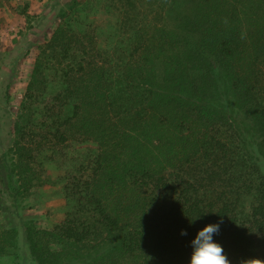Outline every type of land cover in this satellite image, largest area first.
Here are the masks:
<instances>
[{
	"label": "trees",
	"instance_id": "obj_1",
	"mask_svg": "<svg viewBox=\"0 0 264 264\" xmlns=\"http://www.w3.org/2000/svg\"><path fill=\"white\" fill-rule=\"evenodd\" d=\"M171 12L169 24L140 29L111 75L89 33L58 28L46 44L62 66L60 108L74 103L64 130L49 131L64 143L77 127L99 152L67 187L73 208L60 223L25 228L36 264H63L93 243L106 249L94 264H190L191 242L209 224L220 225L213 240L230 264H264V174L236 157L224 135L230 117L211 102L213 72L222 70L264 160V0H173ZM36 67L25 110L40 60ZM13 131L0 187L6 170L30 189L31 133L18 122Z\"/></svg>",
	"mask_w": 264,
	"mask_h": 264
},
{
	"label": "rangeland",
	"instance_id": "obj_2",
	"mask_svg": "<svg viewBox=\"0 0 264 264\" xmlns=\"http://www.w3.org/2000/svg\"><path fill=\"white\" fill-rule=\"evenodd\" d=\"M173 0H49L39 11L25 14L24 24L8 29L0 39V164L9 166L14 160L11 146L14 126L18 122L31 133L35 161L31 168L35 177L30 189H24L18 176L4 174L1 198L5 204L0 213V264H36L27 245L25 228L51 229L73 208L67 187L81 176L98 155L99 147L93 139H83L77 127L68 130L66 142H60L55 132L64 119L72 115L74 103L60 108L59 95L65 89L58 59L52 62L45 46L58 28L79 36L94 37L99 57L111 75L129 59L132 43L141 28L169 24L172 21ZM22 6L18 10H22ZM40 67L32 101H23L34 70ZM213 105L223 108L231 123L225 137L232 143L236 157L250 158L259 164L261 159L259 133L247 120L228 86L222 70L213 72ZM61 110V111H60ZM51 127V128H50ZM51 130V132L49 131ZM4 153L7 154L5 160ZM5 161V162H4ZM250 199L244 202L250 206ZM96 246V249L93 247ZM88 254H79L63 264H94L106 249L93 243Z\"/></svg>",
	"mask_w": 264,
	"mask_h": 264
},
{
	"label": "clouds",
	"instance_id": "obj_3",
	"mask_svg": "<svg viewBox=\"0 0 264 264\" xmlns=\"http://www.w3.org/2000/svg\"><path fill=\"white\" fill-rule=\"evenodd\" d=\"M219 230V224H209L198 232L191 242L193 251L190 264H230L222 246L213 240ZM181 234L187 235V232L182 231ZM244 264H254V260H248Z\"/></svg>",
	"mask_w": 264,
	"mask_h": 264
},
{
	"label": "crops",
	"instance_id": "obj_4",
	"mask_svg": "<svg viewBox=\"0 0 264 264\" xmlns=\"http://www.w3.org/2000/svg\"><path fill=\"white\" fill-rule=\"evenodd\" d=\"M49 0H0V39L8 29H14L17 24H24L25 14L31 15L39 11ZM22 6V10L18 8ZM40 12V11H39Z\"/></svg>",
	"mask_w": 264,
	"mask_h": 264
}]
</instances>
